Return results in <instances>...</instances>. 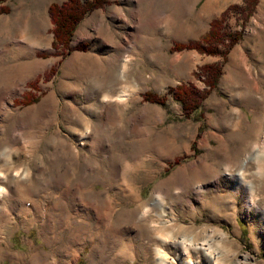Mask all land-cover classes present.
<instances>
[{"label": "rangeland", "instance_id": "1", "mask_svg": "<svg viewBox=\"0 0 264 264\" xmlns=\"http://www.w3.org/2000/svg\"><path fill=\"white\" fill-rule=\"evenodd\" d=\"M64 1L0 11V264H160L159 250L162 264H211L184 238L219 264H264V0H110L62 51L48 8ZM227 9L240 39L225 56L172 50ZM213 63L210 87L196 72ZM180 84L207 92L199 119L170 95Z\"/></svg>", "mask_w": 264, "mask_h": 264}, {"label": "trees", "instance_id": "2", "mask_svg": "<svg viewBox=\"0 0 264 264\" xmlns=\"http://www.w3.org/2000/svg\"><path fill=\"white\" fill-rule=\"evenodd\" d=\"M7 0H0V11L9 12V7L3 5ZM251 2V0H248ZM110 0H65L62 3L53 2L48 12L53 24V41L52 47L62 51L70 50V43L73 38L75 29L79 22L88 14L96 9L103 8L109 4ZM256 0H252V7ZM250 8V11L252 9ZM228 9L220 17L212 20L209 30L200 38L199 41L190 43L177 42L172 50L196 49L202 53L211 55H223L238 42L240 34L226 30L225 20ZM55 69V68H54ZM53 71V68L51 72ZM50 72V73H51ZM48 73V76L51 75ZM199 77H205L206 85L214 87L221 75V64H205L196 72ZM170 95L180 103L185 117L196 116L201 108V102L206 97L207 92H201L194 85L180 84L172 89ZM166 95H160L149 91L144 95V100L160 105H166ZM30 99V93L24 95V102ZM195 114V115H194ZM199 115V114H198ZM196 116L197 118L200 116ZM199 119V118H198Z\"/></svg>", "mask_w": 264, "mask_h": 264}, {"label": "bare ground", "instance_id": "3", "mask_svg": "<svg viewBox=\"0 0 264 264\" xmlns=\"http://www.w3.org/2000/svg\"><path fill=\"white\" fill-rule=\"evenodd\" d=\"M124 15L125 14H122V17H124ZM134 15H136L137 17H139V16H141V15H139V11H138V9H135V11H134ZM139 18H141V17H139ZM139 22V24H142L141 23V21H138ZM27 35V34H26ZM12 38V37H11ZM26 40V39H25ZM34 42H36V43H41L42 42V35L39 33V34H37V36H35V38H34ZM32 47V43L30 42V41H21L20 43H19V49L22 51V50H27V49H30ZM124 48V47H123ZM122 48V49H123ZM121 49V48H120ZM132 57V56H131ZM130 62H132L131 61V58H127V59H125L122 63H121V73L123 74L125 71H127L128 69H129V64H130ZM35 64H37V62H34ZM39 65V64H38ZM121 75V74H120ZM125 97H126V94H120L119 96H117V100L118 101H123L124 99H125ZM104 100L107 102L101 109H99L98 110V114H99V116H100V118H101V120L102 121H105V120H107V113H106V111H107V109H109V107H110V101H111V95L110 94H108V93H106V94H104ZM108 112V111H107ZM261 127V126H260ZM87 134H88V131H86L84 134H83V136H87ZM262 149L264 150V144H263V146H262ZM3 150V149H2ZM5 150V149H4ZM7 169V168H6ZM244 171V170H243ZM243 171H241V172H239L237 175H236V180H237V187H239L240 185H242V182H244V172ZM1 175V179L2 178H5L4 176V174H0ZM5 180H7V179H5ZM7 188H5L4 186H0V197L1 196H3L4 194H6L5 193V190H6ZM17 189V188H16ZM15 190V189H14ZM13 190V191H14ZM9 192V191H8ZM11 192V191H10ZM160 193V192H159ZM154 200H155V202L154 203H156V205H158L159 207H162V205H163V202H164V200H163V197H162V195L161 194H157V195H155L154 196ZM252 204H254L252 201H250L249 202V205H248V207L250 208L251 207V205ZM147 205V204H146ZM156 207V206H155ZM104 209V208H103ZM147 209V208H146ZM46 213V212H45ZM1 214V213H0ZM89 214V213H88ZM3 215V214H2ZM121 229V228H120ZM174 244L175 245H177V246H181L182 248H183V250L186 252L189 248H190V246L191 247H193L194 249H196V250H199V249H203L204 251H205V254L208 256V258H209V261L211 262V264H219V262H220V260L218 259V256H217V254H216V252L215 253H211L212 252V249H211V246H210V244L209 245H205V243H203V245H201V246H198V245H196L194 242H193V240H189V242H188V239L187 238H184V239H182L181 241H178V240H176V241H174ZM205 245V246H204ZM124 247V246H123ZM188 253V252H187ZM159 254H161V260H160V264H162L163 262H164V260H165V257H164V253H163V251H161V250H159ZM163 257V258H162ZM214 262V263H213ZM192 263H193V261H192Z\"/></svg>", "mask_w": 264, "mask_h": 264}]
</instances>
